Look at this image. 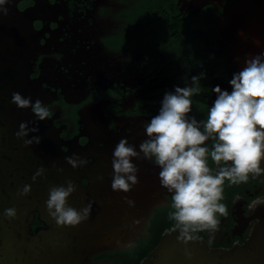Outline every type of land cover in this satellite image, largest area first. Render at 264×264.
I'll return each mask as SVG.
<instances>
[{
  "label": "flooded vegetation",
  "instance_id": "obj_1",
  "mask_svg": "<svg viewBox=\"0 0 264 264\" xmlns=\"http://www.w3.org/2000/svg\"><path fill=\"white\" fill-rule=\"evenodd\" d=\"M18 8L32 22V99L51 111L43 123L75 179V208L92 202V218L119 225L118 242L78 250L75 264H160L155 251L165 235L179 232L169 217L172 194L160 184L159 167L142 156L134 158L138 183L128 193L114 191L113 149L127 137L139 150L165 93L201 74L192 114L206 119L212 88L231 91L233 74L264 54V0H21ZM74 154L86 164H68ZM223 189L228 214L217 213L216 230L194 235L231 251L264 231V203L251 207L264 201V173L226 180ZM32 228L48 227L36 214Z\"/></svg>",
  "mask_w": 264,
  "mask_h": 264
},
{
  "label": "clouds",
  "instance_id": "obj_2",
  "mask_svg": "<svg viewBox=\"0 0 264 264\" xmlns=\"http://www.w3.org/2000/svg\"><path fill=\"white\" fill-rule=\"evenodd\" d=\"M8 0H0V12ZM203 74L192 76L191 84L176 86L165 93L158 113L145 123L146 139L139 144L129 143L122 137L112 153V189L130 192L138 183L139 168L134 158L152 161L159 167L162 187L171 194L170 219L179 229L177 239L184 243L197 238L201 230H216L219 225L217 213L227 215V206L222 203L225 181L233 184L246 182L249 174L264 173V54L246 60L245 66L229 80L231 91L215 85L212 91L216 98L208 108L206 119L193 115L192 97L201 92ZM11 102L20 109L31 108L36 119L45 121L51 111L40 99L18 91L12 93ZM38 126L21 122L16 137L25 146L40 144L42 137ZM209 159L215 164L213 168ZM72 167H81L86 161L78 155L66 157ZM62 171V170H61ZM47 169L41 166L32 176L33 183L45 177ZM102 179V177H101ZM77 191L71 179L65 184L49 189L46 207L49 216L58 226H79L91 216L93 204L75 208L69 204ZM32 185L25 184L20 196H28ZM130 205L134 201L129 200ZM264 201H254L251 207ZM4 215L16 219L15 207L6 208Z\"/></svg>",
  "mask_w": 264,
  "mask_h": 264
},
{
  "label": "water",
  "instance_id": "obj_3",
  "mask_svg": "<svg viewBox=\"0 0 264 264\" xmlns=\"http://www.w3.org/2000/svg\"><path fill=\"white\" fill-rule=\"evenodd\" d=\"M20 1L8 0L7 14L0 12V264H75L80 258L76 252L118 242L120 234L115 230L119 225L90 216L79 226H58L48 214L45 202L50 187L69 179L75 183V179L61 164L43 121L36 119L31 108L20 109L11 102L14 91L32 97L28 72L32 22L27 21L29 13L19 10ZM24 121L39 127L40 132L30 137L40 135V144L25 146L16 137ZM41 166L47 169L46 175L33 183L32 176ZM25 184L32 185V192L20 196ZM69 204L75 207V193ZM10 207L17 209L16 219L5 217ZM36 214L48 228L33 230ZM178 236L179 232L164 236L155 251L160 264H264V231L252 243L231 251L214 249L198 237L184 243Z\"/></svg>",
  "mask_w": 264,
  "mask_h": 264
}]
</instances>
